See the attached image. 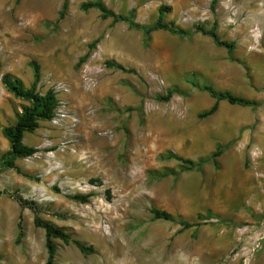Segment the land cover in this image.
<instances>
[{
  "label": "rangeland",
  "instance_id": "rangeland-1",
  "mask_svg": "<svg viewBox=\"0 0 264 264\" xmlns=\"http://www.w3.org/2000/svg\"><path fill=\"white\" fill-rule=\"evenodd\" d=\"M93 1L0 0V264H46L36 217L94 250L56 239L53 264H264V0H103L117 14L134 10L141 26L167 7L164 21L188 32L149 41L81 9ZM197 27H215L233 53ZM32 62L37 92L54 90L59 107L24 135L37 153L9 168L3 130L29 102L2 77L31 88ZM204 84L256 105L221 101L201 118L215 104ZM170 154L207 161L189 168Z\"/></svg>",
  "mask_w": 264,
  "mask_h": 264
},
{
  "label": "trees",
  "instance_id": "trees-1",
  "mask_svg": "<svg viewBox=\"0 0 264 264\" xmlns=\"http://www.w3.org/2000/svg\"><path fill=\"white\" fill-rule=\"evenodd\" d=\"M66 8V4L63 6V11ZM82 10H89V9H97L101 12L102 18H112L116 22H125L129 25V27L142 31L147 40L151 39V36L154 32L159 30L169 31L173 34L177 35H188V32L177 28L169 23L164 21L165 13L168 11L169 8L161 7L159 10V18L156 23L151 26H141L136 23L135 21V11L131 10L126 15H121L115 13L113 10L109 9L104 3L103 0H95L93 2L84 3L81 5ZM212 10L215 11V7L212 6ZM63 11L61 16H63ZM196 30L198 32H202L206 35H209L214 40L215 44L219 47L226 48L229 53H233L234 51V44L231 42L222 41L217 32L216 28L214 27L212 30L206 31L201 27H197ZM88 55L84 56L80 59L79 64H82L86 61ZM107 65L112 68H116L122 71L131 72L130 70H126L121 65L115 62H107ZM30 67L33 70L34 75V83L31 88H27L22 79L18 77H14L10 74H5L2 77V82L6 89L12 93L16 98L25 100L29 102V105L23 108V111L18 116V120L14 125L8 126L3 130V134L5 138L10 143V150L5 154L4 159L6 160V166L11 168L14 167V160L17 158H29L32 157L37 150L35 148L29 147L24 144V135L25 133L29 132L32 133L36 131L40 127L41 121H50L52 120L57 112L59 107V100L54 90L50 89L45 94H41L37 92L36 87L41 81V72L40 66L36 62H32ZM1 68V66H0ZM203 91H207L212 98L215 99V104L212 106L211 109L203 112L200 117L206 118L213 115L217 110L219 103L221 101H227L231 105H241V106H255L256 103L240 98L238 96L233 95L230 92H218L216 91L211 85L204 84L201 86ZM178 93V90L172 89L168 91L165 97H158V100L167 102L169 101L172 96ZM220 156V152L217 151L213 154V159L215 160V164L217 165L216 159ZM170 157L178 159L182 161L184 164L188 165L189 168L198 167L200 168L203 166L207 160L200 159L198 163H195L192 160H183L180 159L173 154H170ZM75 199L81 202H87L86 197L77 196ZM154 217L156 219H162L165 221H176L175 217L166 211H161L154 209L153 210ZM184 227H191L192 225L187 222L181 223ZM35 226L43 228L46 232V247L48 251V259L46 264H53L56 256V243L54 240L59 239L62 240L64 243L69 244L73 242L79 250L83 254L93 253V248L88 247L87 245L72 240L70 234H67L66 231L62 227H58L49 221H44L39 217L35 219Z\"/></svg>",
  "mask_w": 264,
  "mask_h": 264
},
{
  "label": "crops",
  "instance_id": "crops-1",
  "mask_svg": "<svg viewBox=\"0 0 264 264\" xmlns=\"http://www.w3.org/2000/svg\"><path fill=\"white\" fill-rule=\"evenodd\" d=\"M220 120H223V119H220ZM223 126H220V128H222ZM263 135H264V129H263V127H262V125H259L258 126V129H257V138H259L258 140L260 141V142H262L261 141V137H263Z\"/></svg>",
  "mask_w": 264,
  "mask_h": 264
}]
</instances>
